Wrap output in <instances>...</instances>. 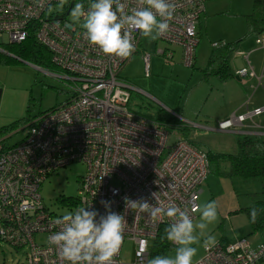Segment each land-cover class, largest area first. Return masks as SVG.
Here are the masks:
<instances>
[{
	"label": "built area",
	"instance_id": "built-area-1",
	"mask_svg": "<svg viewBox=\"0 0 264 264\" xmlns=\"http://www.w3.org/2000/svg\"><path fill=\"white\" fill-rule=\"evenodd\" d=\"M90 0H68L58 12V0H0V43H20L31 32L50 52L55 71L46 73L68 81L70 96L57 107L25 120L15 128L0 130V241L16 250L24 249L20 264H65L48 238L59 231L57 215L43 204L41 183L54 171L72 162L85 165L78 196L63 199L69 209L90 207L101 214V201H111V210L125 216L124 240L134 243L133 264H147L153 239L169 218L153 221L148 214L125 208L124 197L157 199L190 211L199 212L198 199L209 174L205 150L188 139L176 136L169 142L165 125L128 107L135 89L120 71L137 52L141 43L136 36V51L128 59L110 57L88 43L83 29L70 18L71 8ZM175 5L169 31L158 41L165 47L156 53L173 60L180 47L181 62L194 64L198 43L197 24L205 11L203 0H171ZM128 9L135 0H126ZM49 7L52 11L49 12ZM255 42L264 48V33ZM214 48L224 44L213 42ZM0 52L5 51L0 47ZM150 57L143 51L145 77L150 73ZM247 57V56H246ZM236 76H252L249 67L236 70ZM259 79V78H258ZM264 113V106L232 115L218 125L229 130ZM19 136V137H18ZM197 209L193 212L192 209ZM44 235L43 240H38ZM123 240V241H124ZM217 243L205 250L193 264H264V243L252 245L246 237ZM175 246V245H174ZM121 250V249H120ZM115 264H125L120 251Z\"/></svg>",
	"mask_w": 264,
	"mask_h": 264
},
{
	"label": "rangeland",
	"instance_id": "rangeland-1",
	"mask_svg": "<svg viewBox=\"0 0 264 264\" xmlns=\"http://www.w3.org/2000/svg\"><path fill=\"white\" fill-rule=\"evenodd\" d=\"M253 2L254 0H203L205 11L197 24L198 43L195 50L198 59L192 67L185 66L180 61L179 46H173L175 56L173 60L167 61L156 53L157 49L165 47L163 42H149L146 38H141L137 52L121 69L120 75L135 88L131 90L128 103L131 110L153 118L160 109L177 119L179 128L164 124L169 132V142L180 136L190 139L203 150L235 153L234 138L241 134L218 130V122L223 117L220 116L223 105L218 103L222 98L220 83L207 71L216 69L227 50L226 47L214 48L213 42H227L235 50L241 41L249 38L254 40V34L249 31L247 23L254 9ZM143 51L151 54L148 77L143 73ZM3 55L13 60L0 62V129L12 124V128H15L35 115L59 106L70 96L67 80L46 73L47 69L41 66L6 53ZM250 58L252 61H259L261 55H251ZM212 59L213 62L208 63ZM251 92L252 90H248V96ZM254 120L259 121L258 118ZM85 171L84 164L72 162L45 178L39 192L49 211L57 215L71 211L63 199L78 196L79 182ZM202 191L198 199L199 207L206 202L215 201L218 211L217 220L208 225L205 236L213 235L217 240L222 236L234 239L235 235H245L254 246L264 243V229L251 233L245 213H236L233 208L249 206L256 198L264 200V181L209 174L202 185ZM199 216L200 213L194 222H199ZM43 239L44 235L38 236V240ZM202 241L203 238L201 245H194L198 252L193 261L202 254ZM174 247L168 254L172 253ZM133 253V241L125 239L120 259L125 264H133ZM23 260V248L16 250L0 241V264H20Z\"/></svg>",
	"mask_w": 264,
	"mask_h": 264
},
{
	"label": "clouds",
	"instance_id": "clouds-1",
	"mask_svg": "<svg viewBox=\"0 0 264 264\" xmlns=\"http://www.w3.org/2000/svg\"><path fill=\"white\" fill-rule=\"evenodd\" d=\"M36 3L43 6L44 0ZM67 3L68 0H58L57 11L62 13ZM174 12L171 0H135V7L131 9L126 0H90L87 7L82 2L75 3L70 16L83 29L90 45L98 47L106 56L128 59L136 51L134 33L139 32L149 42L157 41L169 31ZM152 195L155 204L143 198L134 201L124 197L126 209L146 213L153 221L164 217L171 220L162 239L175 245L172 253L156 255L147 264H193L198 252L194 245H201V238L205 250L217 243L213 235L205 236L208 225L218 217L215 201L200 206L199 222H194L189 210H182L171 202L165 205L155 193ZM101 203L105 214L81 206L56 219L59 231L49 236L48 243L56 247L65 264H115L114 257L123 244L127 221L124 215L111 210V201ZM261 211L264 209L250 206L253 223Z\"/></svg>",
	"mask_w": 264,
	"mask_h": 264
},
{
	"label": "trees",
	"instance_id": "trees-1",
	"mask_svg": "<svg viewBox=\"0 0 264 264\" xmlns=\"http://www.w3.org/2000/svg\"><path fill=\"white\" fill-rule=\"evenodd\" d=\"M253 12L248 18V29L253 34L264 33V0H254ZM0 47L6 54L12 55L20 60H25L35 66H41L50 71H55L54 65L50 60L49 50L41 45L31 32L20 43L1 44ZM226 52L224 61L218 68L213 70L215 75L220 78H227L229 76L228 65L226 61L231 56L233 48L229 43H224ZM11 57V56H10ZM11 61L12 58H7L0 52V62ZM151 118L152 120L161 124H171L179 126L177 119L167 112L158 110L156 115ZM15 124V123H14ZM14 125H10L0 130H9ZM179 128V127H178ZM192 143V142H191ZM237 151L235 153L216 152L210 149L205 150L209 161V173H214L224 177H238L243 180L257 179L264 181V140L256 136L244 135L237 139ZM227 163L228 169L222 170L221 164ZM257 195V193H255ZM254 195V196H255ZM250 206H255L258 209H264V200L256 198L248 207L241 208L240 210L247 216L251 233H256L264 229V211H261L255 223L251 221ZM168 225H161L156 237L153 239L151 248V258L156 255H165L174 247L164 236V229Z\"/></svg>",
	"mask_w": 264,
	"mask_h": 264
},
{
	"label": "crops",
	"instance_id": "crops-1",
	"mask_svg": "<svg viewBox=\"0 0 264 264\" xmlns=\"http://www.w3.org/2000/svg\"><path fill=\"white\" fill-rule=\"evenodd\" d=\"M256 35L257 34H254V40H251L250 38L246 39L244 41H241L235 47V50H233L231 56L226 61L228 65L227 73H229V76L227 78L223 79V78L218 77V75H215L213 72V70H215L214 68H212L211 71H207L209 72L210 75H214L219 80V83H220L219 88H220V95L222 96V98L220 99L218 103H222L223 105L222 112H220V116H223V117L219 120L218 125L220 122L229 119L232 115L243 113L246 109L252 110L256 107L264 106V48L256 44L255 42ZM258 54L261 55L260 60L252 61L250 56L258 55ZM197 59H198V56H196V50H195L194 64L197 61ZM180 61H181V56H180ZM222 61H224L223 57H221V60L216 68H218L220 64L223 63ZM209 62H213V59L208 60V63ZM244 67L251 68V70L254 72V75L252 76L248 75L244 77L236 76L235 75L236 70L244 68ZM248 90H252L249 96H248ZM255 118H258L259 121H255L254 120ZM253 122L256 124V126H252V122L249 120H246L243 122L242 125L235 126L223 132L230 133L233 131V132H237L241 134L240 137L244 135H250V136L259 137L262 140H264V113L254 116ZM204 128H207V127H204ZM238 138L237 137L234 138V143L236 145L235 146L236 151H237L236 141ZM188 140L193 143V141H191L190 139ZM221 169L227 170L228 164L222 163ZM209 174H213L214 176H217V177H224V176H220L214 173H209ZM245 207H248V206H245ZM245 207L237 208V206H235L233 208L236 210L235 211L236 213H244L240 209L245 208ZM199 213L200 212L197 213V216L199 215ZM239 237H246V236L245 235H240V236L235 235L234 239H230L225 236H222L218 238L217 240L227 242V241L235 240L236 238H239ZM254 241L255 240H253L252 242Z\"/></svg>",
	"mask_w": 264,
	"mask_h": 264
}]
</instances>
